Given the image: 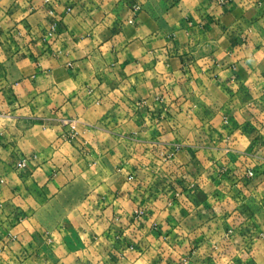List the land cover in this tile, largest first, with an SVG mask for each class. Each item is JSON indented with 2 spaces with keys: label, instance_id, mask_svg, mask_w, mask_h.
<instances>
[{
  "label": "crops",
  "instance_id": "crops-1",
  "mask_svg": "<svg viewBox=\"0 0 264 264\" xmlns=\"http://www.w3.org/2000/svg\"><path fill=\"white\" fill-rule=\"evenodd\" d=\"M0 264H264V0H0Z\"/></svg>",
  "mask_w": 264,
  "mask_h": 264
},
{
  "label": "built area",
  "instance_id": "built-area-1",
  "mask_svg": "<svg viewBox=\"0 0 264 264\" xmlns=\"http://www.w3.org/2000/svg\"><path fill=\"white\" fill-rule=\"evenodd\" d=\"M252 174H253V171H252V170H248V171H247V175H248V176H251Z\"/></svg>",
  "mask_w": 264,
  "mask_h": 264
}]
</instances>
